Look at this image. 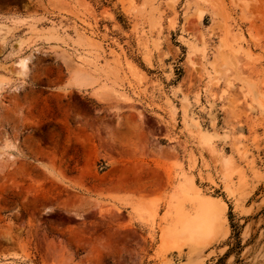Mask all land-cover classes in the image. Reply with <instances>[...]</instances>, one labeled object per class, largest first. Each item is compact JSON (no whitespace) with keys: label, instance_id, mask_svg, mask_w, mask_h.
Returning a JSON list of instances; mask_svg holds the SVG:
<instances>
[{"label":"rangeland","instance_id":"obj_1","mask_svg":"<svg viewBox=\"0 0 264 264\" xmlns=\"http://www.w3.org/2000/svg\"><path fill=\"white\" fill-rule=\"evenodd\" d=\"M0 264H264V0H0Z\"/></svg>","mask_w":264,"mask_h":264},{"label":"bare ground","instance_id":"obj_2","mask_svg":"<svg viewBox=\"0 0 264 264\" xmlns=\"http://www.w3.org/2000/svg\"><path fill=\"white\" fill-rule=\"evenodd\" d=\"M24 62H25L24 60L19 61V64L21 65L20 67H24Z\"/></svg>","mask_w":264,"mask_h":264}]
</instances>
